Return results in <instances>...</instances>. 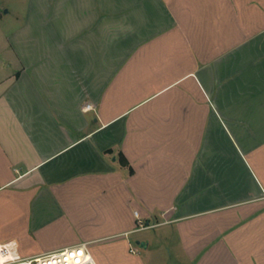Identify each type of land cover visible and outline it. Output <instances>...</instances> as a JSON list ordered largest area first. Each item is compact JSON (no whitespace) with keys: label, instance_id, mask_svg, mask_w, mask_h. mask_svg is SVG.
I'll return each instance as SVG.
<instances>
[{"label":"crops","instance_id":"obj_1","mask_svg":"<svg viewBox=\"0 0 264 264\" xmlns=\"http://www.w3.org/2000/svg\"><path fill=\"white\" fill-rule=\"evenodd\" d=\"M17 4L0 30V242L264 264V0ZM134 211L158 225L137 231Z\"/></svg>","mask_w":264,"mask_h":264},{"label":"built area","instance_id":"obj_2","mask_svg":"<svg viewBox=\"0 0 264 264\" xmlns=\"http://www.w3.org/2000/svg\"><path fill=\"white\" fill-rule=\"evenodd\" d=\"M137 218L136 230L152 229L157 223L146 222L134 211ZM130 251L135 253V249ZM0 264H97L87 243L46 251L35 255L25 256L19 250L17 241L0 242Z\"/></svg>","mask_w":264,"mask_h":264},{"label":"rangeland","instance_id":"obj_3","mask_svg":"<svg viewBox=\"0 0 264 264\" xmlns=\"http://www.w3.org/2000/svg\"><path fill=\"white\" fill-rule=\"evenodd\" d=\"M22 6L26 7V4H23ZM16 8H18L17 0H0V15L2 18H4V20L0 21V30H3L4 33L6 29L9 31L14 25L9 21V17L7 18L3 14L6 13L5 11L7 10H10L11 13H15Z\"/></svg>","mask_w":264,"mask_h":264},{"label":"water","instance_id":"obj_4","mask_svg":"<svg viewBox=\"0 0 264 264\" xmlns=\"http://www.w3.org/2000/svg\"><path fill=\"white\" fill-rule=\"evenodd\" d=\"M5 12H7V11H5Z\"/></svg>","mask_w":264,"mask_h":264}]
</instances>
